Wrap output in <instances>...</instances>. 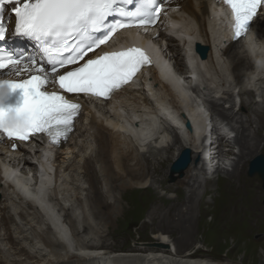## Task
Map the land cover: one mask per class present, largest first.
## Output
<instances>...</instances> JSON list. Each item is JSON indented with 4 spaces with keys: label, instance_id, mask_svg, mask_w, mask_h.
<instances>
[{
    "label": "bare ground",
    "instance_id": "bare-ground-1",
    "mask_svg": "<svg viewBox=\"0 0 264 264\" xmlns=\"http://www.w3.org/2000/svg\"><path fill=\"white\" fill-rule=\"evenodd\" d=\"M215 2L216 0H168L165 3V15L177 19L176 23L181 25L182 15L178 13L181 11L194 23L195 30L197 28L195 41L206 46L213 45L212 48L208 46V57L203 60L191 53L190 68L187 64H178L173 68L169 63L167 66L164 64L162 58L164 54H161L160 49H154L152 43L146 45L145 48L148 51L155 55L159 54L155 65L149 72V78L144 76L141 79L140 85L147 88L146 92L135 88V83L133 87H126L120 93H116L107 105L97 101H86L84 112L78 119L74 133L65 146L56 153L55 178L57 181L51 183L49 187L52 181L50 172L52 167L46 157L40 161L45 172L41 177L37 192L31 187L32 179L21 176L27 195L33 198L40 195V199L32 200V204L26 203L25 206L23 205L25 203L14 199L16 192L9 180L16 181L19 176L15 175L11 164L25 160L24 170L35 169V165L31 159L25 158L27 155L24 152L27 150L22 149L6 154L0 147V264H244L242 261L231 259L223 262L212 258L209 253L201 252L200 249L191 250L197 233V231H190L195 204L199 205L204 201L206 189L213 186L217 176H220L222 172L228 177L239 176L245 164L243 162L244 164L240 166L241 162L238 159L229 166L222 167L220 159L223 156L226 142H229L227 138L234 137L235 144L241 148L242 159L245 157L244 151L257 147L256 142L252 143L257 133L255 132L252 138L251 133L246 134L248 131L246 124L251 120L250 116L245 123L243 117L238 116L234 111L225 110L220 102L214 100L210 101L209 106L212 112L209 113L202 107L204 105L202 101L197 99L199 103L191 104L190 92L192 91L188 87L194 82L192 76L196 84L203 85L205 80L201 77L206 72L202 69L203 66L210 63L215 68L216 59L213 57V52L227 63V72L232 78V84L239 87L242 94L253 96V91L243 86L247 83L246 81L254 83L258 76L264 74V71L256 70L251 58L240 55L239 49L243 39L232 40L227 27L219 36L216 35L218 32L214 31L213 22L220 13ZM223 15L224 20H227L228 16L225 11ZM169 24L170 29L172 27L174 29L175 23L170 21ZM186 30L187 26H185V31L181 29V32L189 37ZM250 30H254L257 36L260 34L261 39H264V11H260L252 21ZM123 35L118 38V41L125 43L129 40L136 43L140 40L134 31ZM175 36L172 33L164 37L177 47L171 49L173 53L180 56L181 49L183 51L191 49L193 52V39H184L182 35H179L180 42H183L179 44ZM162 40L159 39L158 43ZM161 50L164 51L163 48ZM182 67L185 70L189 68L187 73L192 75L187 80L176 73ZM217 72L219 77L220 73L223 74L220 71ZM6 75H8L7 72ZM169 99L171 106L164 103ZM231 99H233V94L224 95V102H229ZM253 101H255L254 98L247 104L242 100L241 106L246 107L247 105L249 108ZM153 102L156 106H153ZM262 104H264V99ZM103 108L108 113L111 111L113 113L111 115L115 116L114 119L101 118L98 112L104 111ZM181 111L186 112L192 121L194 132L186 129L184 124L186 118L179 117ZM255 111L256 118L264 119L263 107ZM209 116L213 122L210 137L206 134ZM166 120H169L179 130V133L171 131L167 127ZM261 122L258 124L256 121L257 125L264 128V121ZM222 123L227 130L223 128ZM235 130L240 134L237 132L236 135L232 134ZM171 137H174L173 143H170ZM0 143H4L3 138H0ZM147 145L156 149L175 147L173 162L184 149L192 150L193 161L190 169L185 171L187 176L191 173L186 179L190 187V195L187 200H184L186 210L184 211L176 204H170L171 206H168L167 212L164 213L159 203L156 205L151 216L160 215L161 220L159 223L154 222L157 242L152 246L150 244L147 247H136L129 251H114L110 250L111 246L106 247L102 243L104 241H100L101 243L83 241L79 236L81 229L78 223H81L84 232L89 230L91 234L96 235L94 237L99 238L101 234H108V230L114 228L116 218L121 213V191L126 189L130 192L134 187L146 188L153 185L154 181L156 182V179L153 180L151 177L153 173L149 175L148 168L151 166H148L150 164L148 158L144 157L146 165L141 161L143 159L141 155L146 156L142 152H145ZM138 146L141 147L139 149H142V152ZM220 147L223 148L219 151ZM253 156L248 157L247 162ZM227 158L222 161L224 165L226 161H230V158ZM215 161H217L216 166L213 165ZM170 176L175 181L182 179L176 174ZM80 184H84L85 187ZM49 192L50 197L56 201L51 198L47 199ZM58 197L61 199H57ZM35 201H38L41 206H36ZM69 202L71 204H68ZM34 209L42 216L41 218L36 211L31 212ZM171 228H177L180 231H170ZM170 234L175 240L174 249L166 242ZM205 242V239L201 241L202 247L206 246ZM75 243L78 252L72 251Z\"/></svg>",
    "mask_w": 264,
    "mask_h": 264
},
{
    "label": "snow or ice",
    "instance_id": "snow-or-ice-1",
    "mask_svg": "<svg viewBox=\"0 0 264 264\" xmlns=\"http://www.w3.org/2000/svg\"><path fill=\"white\" fill-rule=\"evenodd\" d=\"M224 2L234 14L237 38L264 11V0ZM9 5L15 17L11 29L5 16ZM163 8V0H0V73L8 74L0 79V138L28 141L45 133L56 145L67 140L81 105L55 89L107 98L128 84L150 62L140 48L84 58L121 29L148 31ZM110 17L118 19L110 22ZM10 36L34 42L38 51L28 54L10 47ZM16 90H22V103L8 104Z\"/></svg>",
    "mask_w": 264,
    "mask_h": 264
},
{
    "label": "rangeland",
    "instance_id": "rangeland-1",
    "mask_svg": "<svg viewBox=\"0 0 264 264\" xmlns=\"http://www.w3.org/2000/svg\"><path fill=\"white\" fill-rule=\"evenodd\" d=\"M178 13L182 15V19L180 20L181 23L184 26H187L188 31L186 30V34L190 35L197 32V28L195 30L194 23L190 21L189 18L184 16L181 11H178ZM219 13L220 14L215 17V21L213 22V26L215 28L214 31L217 30L218 32V34H216L217 36L223 33L226 27L223 22L224 11ZM258 36L259 39H261L260 34H258ZM208 46L212 48L213 45ZM212 54L214 59H216L215 68L212 67L210 63L203 66L202 69L206 72L205 74L203 73V76L201 77L205 80L202 83V86L206 87V89H202V91L200 90L198 93L197 91H194L193 98L192 93L190 92L192 98L191 104L199 103L198 100L202 101V104L204 105H200L208 111L207 113H209L210 101L214 100L220 102L225 110L229 112L234 111L238 114V116L243 117L245 123H247V119L250 116L251 120L246 124L248 129L246 134L251 133L250 136L252 138L255 135L254 133H257V138L255 137V139L252 140L254 141L252 142L253 144L256 142L257 149L254 148L253 150L244 151L245 157L242 159L240 154L241 148L235 144L234 137H231V139L227 138L231 143L226 142V146H224V153L223 156H221L222 160L220 161L222 167L229 166L230 163H234L238 159H240L241 162L240 166L244 164L243 162H245V164L243 165L239 176L228 177L226 176V173L222 172L220 176H217L213 186L211 188H207L206 193L204 192V201H202L199 205L195 204L193 212L194 218L191 222L190 231H197V233L191 250L200 249L201 252L209 253L212 258L223 262L231 259L234 261H242L244 264H264V182L257 174L254 176L248 175L251 159L258 154H264V128L260 127L261 125H257V123L259 124L261 121L263 122L264 119L259 117L256 118V111L254 112L257 108L259 110L261 107L264 108V104H262L264 99V74L260 75L261 77L258 76L254 83H248V81H246L247 83L244 84L243 88L252 90L253 96L251 94H242L240 88L235 87L232 84V78L227 72V63L220 59L214 52ZM217 71L223 73L221 74L219 72L221 78L218 76ZM188 84H190L189 81ZM226 93L233 94V99L229 102H224L225 100H223ZM252 97L255 101H253V104L249 108H247V105L246 107L241 106L242 100L248 104L253 99ZM195 98L198 100H195ZM111 114H113L111 111L108 113L105 110H100L98 112V115L103 119H106L107 117L114 119L115 116ZM129 114H131V112ZM130 117L132 118L133 116ZM221 125L225 130H227L223 123ZM236 132L237 131L235 130L232 134L236 135ZM238 134H240V132ZM205 136L206 135H204V137ZM172 138L174 137H171L170 139ZM171 141L173 143V140ZM139 148L141 147L138 146V149ZM167 148L163 147L156 149L147 145V148L144 150L145 152H142V149H139L142 154L146 155H141V158H143L141 160L143 164H147L144 157L148 158V163H150L148 166H151L148 168V171L150 170L149 175L155 173L154 175L152 174L151 177H153V180L156 179V182L154 181L153 185H149V188L134 187L130 192L126 189L121 191V213L116 218L114 228L112 227L110 231L108 230V234H101L98 236L99 238L94 237L96 235H93V233L91 234V231L89 230L84 232L82 230L83 226L81 223H78V227L81 229V231H79V236L83 241H90L94 243L104 241L102 243H104L106 247L111 246L110 250L114 251H129L136 247H147L150 244L152 246L157 242V238H155L154 234L156 231L155 223H159V220H161L160 215L151 216V213L156 205L159 203V206L164 213L167 212L168 206L170 207L175 204L181 206V209L184 211L186 210V203L184 200H187L190 195V187L186 179L191 175V173H189L190 175L188 174V176L185 174L184 178L181 177L184 181L182 179H177L176 181L170 183V179L168 177L170 166L174 158L173 152L175 151V147ZM221 148L223 147H220L219 151ZM153 154H155L156 157ZM207 155H209V153H207ZM252 155L254 156L247 162L249 159L248 157H251ZM151 156L153 158H151ZM227 157L230 158V161H226L224 165L222 161L226 160ZM216 162H213L214 164H212L216 166ZM80 185L84 186V184ZM13 197L18 202L25 203L20 199V197H17L16 194ZM68 204H71V202ZM23 205L25 206L26 203ZM70 210H72V208ZM70 210L68 209L67 211L71 212ZM35 211L36 209L31 212ZM37 215L40 216L39 213ZM39 218H41V216ZM170 231L180 230L177 228H171ZM167 239H169L166 241L168 243L167 245H170L169 247L174 249V237L170 234V237ZM203 239L206 241L205 247L201 246V241ZM75 245L76 243L74 244L72 251L78 252Z\"/></svg>",
    "mask_w": 264,
    "mask_h": 264
},
{
    "label": "water",
    "instance_id": "water-1",
    "mask_svg": "<svg viewBox=\"0 0 264 264\" xmlns=\"http://www.w3.org/2000/svg\"><path fill=\"white\" fill-rule=\"evenodd\" d=\"M196 50L198 53H200L203 59L207 58V54L209 51L208 47L198 44ZM187 126L191 129V126L189 124ZM192 160V150L190 148L184 149L179 155V157L171 165L170 175L176 174L179 177H184L185 171L190 167ZM256 174H258L264 182V154L256 155L249 164L248 175L254 176ZM169 179L170 182L175 181L174 178L171 176L169 177Z\"/></svg>",
    "mask_w": 264,
    "mask_h": 264
},
{
    "label": "clouds",
    "instance_id": "clouds-1",
    "mask_svg": "<svg viewBox=\"0 0 264 264\" xmlns=\"http://www.w3.org/2000/svg\"><path fill=\"white\" fill-rule=\"evenodd\" d=\"M240 55L247 56L255 63L256 70L264 71V39H259L254 30H247L243 35ZM231 39L235 40V31L231 33Z\"/></svg>",
    "mask_w": 264,
    "mask_h": 264
}]
</instances>
